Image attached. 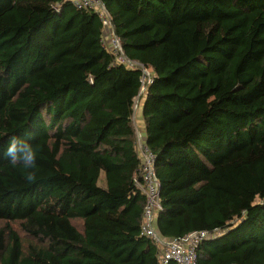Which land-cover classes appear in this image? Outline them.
<instances>
[{
	"label": "trees",
	"instance_id": "trees-1",
	"mask_svg": "<svg viewBox=\"0 0 264 264\" xmlns=\"http://www.w3.org/2000/svg\"><path fill=\"white\" fill-rule=\"evenodd\" d=\"M100 2L131 65L93 11L0 0V264H160L135 184L143 68L156 231H204L196 264H264V0ZM11 136L37 152L34 183Z\"/></svg>",
	"mask_w": 264,
	"mask_h": 264
},
{
	"label": "built area",
	"instance_id": "built-area-1",
	"mask_svg": "<svg viewBox=\"0 0 264 264\" xmlns=\"http://www.w3.org/2000/svg\"><path fill=\"white\" fill-rule=\"evenodd\" d=\"M70 2L77 9L93 11L98 15L104 30L102 34L103 46L116 56L117 61L131 65L124 58L120 40L112 27L111 16L100 0H70ZM141 82L139 96L143 95L146 86L152 82L148 70L144 68ZM138 100L134 101V109L137 107ZM136 135L135 145L140 163L139 179H135V184L145 197L141 232L152 241L163 246L159 259L161 264H167L168 261H174L177 264H196L195 249L198 243L206 236L204 231L193 232L179 239L163 240L155 229L154 220L162 210L160 181L154 170L155 155L142 143V137L138 131H136Z\"/></svg>",
	"mask_w": 264,
	"mask_h": 264
},
{
	"label": "clouds",
	"instance_id": "clouds-1",
	"mask_svg": "<svg viewBox=\"0 0 264 264\" xmlns=\"http://www.w3.org/2000/svg\"><path fill=\"white\" fill-rule=\"evenodd\" d=\"M31 135V133H27L26 137ZM26 137L11 136L3 155L7 157L8 162L13 166L18 164L23 166L25 170L24 180L31 184L36 181L34 169L37 166V152Z\"/></svg>",
	"mask_w": 264,
	"mask_h": 264
},
{
	"label": "crops",
	"instance_id": "crops-1",
	"mask_svg": "<svg viewBox=\"0 0 264 264\" xmlns=\"http://www.w3.org/2000/svg\"><path fill=\"white\" fill-rule=\"evenodd\" d=\"M103 28H102V32H103ZM141 96H137L134 101L136 99H139L138 100V103H137V107L134 109L133 108V113H132V121L134 120V122L136 121V129L137 131L142 135L144 134V127H143V99H141ZM141 99V100H140ZM138 110V111H137ZM137 114V118L135 119V115ZM141 124V125H140ZM161 264V263H160Z\"/></svg>",
	"mask_w": 264,
	"mask_h": 264
},
{
	"label": "rangeland",
	"instance_id": "rangeland-1",
	"mask_svg": "<svg viewBox=\"0 0 264 264\" xmlns=\"http://www.w3.org/2000/svg\"><path fill=\"white\" fill-rule=\"evenodd\" d=\"M137 111H138V110H137ZM136 118H137V114L135 115V119H136ZM132 122H133V126H134V128H135V131H137V129H136V125H135V124H136V121L134 122V120H133ZM140 125H141V124H140ZM141 136L143 137L144 135L142 134ZM136 137H137V135H136ZM1 224H2V223H0V225H1ZM17 230H19V229L17 228ZM162 247H163V246H162ZM162 247H161V250L163 249Z\"/></svg>",
	"mask_w": 264,
	"mask_h": 264
}]
</instances>
